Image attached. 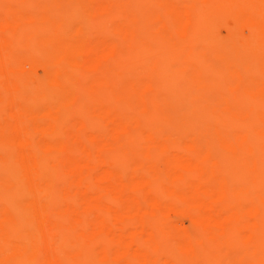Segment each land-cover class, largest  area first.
Masks as SVG:
<instances>
[{
	"label": "bare ground",
	"instance_id": "6f19581e",
	"mask_svg": "<svg viewBox=\"0 0 264 264\" xmlns=\"http://www.w3.org/2000/svg\"><path fill=\"white\" fill-rule=\"evenodd\" d=\"M0 264H264V0H0Z\"/></svg>",
	"mask_w": 264,
	"mask_h": 264
}]
</instances>
